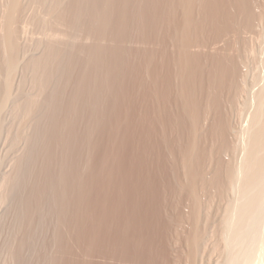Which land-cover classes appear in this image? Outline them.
I'll return each instance as SVG.
<instances>
[{"label": "rangeland", "instance_id": "obj_1", "mask_svg": "<svg viewBox=\"0 0 264 264\" xmlns=\"http://www.w3.org/2000/svg\"><path fill=\"white\" fill-rule=\"evenodd\" d=\"M4 1L5 0H0V6L3 9L5 7ZM253 1H255L259 6L264 5V0ZM24 2L25 3H23V5H25V7L27 5L28 9L25 8L26 10H23L25 14L22 13L23 15L21 14L18 18L19 20L23 16V21L19 20L20 22L17 21V25H15V31L17 30V34L15 32V37L18 38L16 41L19 42L20 47L24 46V48L22 47L24 50L22 49L23 55L20 54L22 58L20 59L21 65L15 74L16 76H13V78H16L13 79V86H15L13 89L15 92H18L21 88H26V93L28 92V94H34L33 85L31 83L32 76H28L30 72L25 71V66L28 62H30L31 57L41 54L43 49H36V46L40 41L42 42L46 38L43 34L44 32L42 31V28L32 21L36 15H40L42 9L40 12V6L33 4L30 0L27 2L24 0ZM199 2L194 3L190 9L191 11L189 12H185L186 7H183V9L179 7L178 10L180 15L178 14L177 17L180 19V23H183L181 28L184 27V30H182L185 31V34H183L184 36L187 35L186 33L190 34L189 36L192 37L190 42H193L192 46H189V52L193 56V62L191 60L190 64L184 68L185 71L182 70L183 73H188H185L184 75L186 79L182 80V78L178 76L180 73H172L173 70H176L177 72H180V70L178 67L173 66L170 59L158 55L156 60L154 59L155 63L152 61L154 63H152V68L154 66L158 72V76L161 74L158 80L159 83L154 86L160 92V95L156 98L154 95L152 97V89H154L152 84L154 69L152 70L153 72L149 69L146 71L148 65L145 50L151 49L160 52L161 50H158V45L152 46L142 44L146 36L152 32L158 23V20L155 21V16H152V18L149 17L151 24H145V28L143 27L145 25L140 26L138 24L133 29L130 38L126 41V44H123L122 46L117 44L119 35L117 36L115 33L112 34L110 32V24L108 22H104L103 20H99V27L105 25L109 31V34L106 35L105 39L101 37L100 33L98 37L96 30H92L86 31L83 34L81 33L82 38L79 37L81 40L79 41L78 39V42L75 41L76 44L72 41L70 44L73 46L71 51L73 48L78 51L77 47H80V45H83L86 50H90L88 47L93 46L99 38V41L102 40L99 43H102L106 49L110 48V50H114L117 46L124 47L125 49L129 48L130 50H126L128 52L127 54L131 55L132 58L137 57L139 60L138 63L142 65V69L139 74V80H130L128 76L132 78V74L128 75V79L126 77L127 80H125L126 82L129 80V82H125L126 84H124V87L119 92L114 91L113 95L110 89L107 90V88H104L105 86L101 87V83L99 84V90L103 89L104 99L106 98L104 104H107L108 101H110L109 104L114 102V97H116L117 94H119V96H117V99L114 102L115 104L113 103L115 106L112 110H106L108 108V106H106V109H104V112L102 113L103 115L101 114L100 116L99 114L98 121L94 124V126L96 125L95 132L91 134L90 137H86L83 133L85 129L84 123L76 126L74 129H71V132L76 133L77 137H79L81 141L87 139V143L86 145L82 143V148L78 146L79 148L77 151H70L72 155L70 154L69 157L73 159V163H75L74 166H80L82 169L84 168V175L82 177L84 184L82 186L83 195L81 199L77 200V198L73 196L72 199L69 200V207L66 211L65 221H61L62 219L60 220V218H56L57 216L55 218L53 216V219L50 216L51 218L46 217L47 220L44 217L43 221L41 220L40 223V221L37 222L39 218H36V214L26 211H24V213H27L28 217H26L23 213L25 217L22 215V218L24 219H21L20 213L21 210L23 212L24 209H21L22 206H19L21 204L16 206L19 203V200L14 198V200L17 201L16 203V201L12 198H6V190L3 187L5 183L4 181L14 176L16 165L19 161L17 158L20 159L19 157H21V154H24L27 146L26 141L21 140L16 144L17 147L15 146V149H12V144L17 138L15 136L18 135L17 132H21V127H23L22 125L24 122L22 124V121H24V119L21 120L22 116L15 118L16 115H13V113L15 114L14 100V103L11 101L6 106L1 114L2 126L4 127L0 135V264L225 263L226 253L223 252V242H221L220 239L222 222L226 214V208L228 206L235 207L237 205L238 198L240 196L238 191L240 184L236 185L234 190L231 189L229 192H226V189L221 193L219 189L214 187L215 185L213 186L211 181L215 179L214 176L219 175L218 172L215 174L219 168L218 166L235 165L234 167L238 166V168H240L244 163L243 160H245L244 158L246 156V152L243 148L246 142L249 141L248 136L250 134L249 132L253 121V115L258 107V94L264 84L261 80L263 79L262 77H264V27L260 28V32L258 31L257 34L252 33L253 35H251L249 33L251 28L244 25V29H249L248 32L243 29V24L241 23V26L239 25L240 28L237 26L239 29L235 28L236 30H241L240 33L237 34L238 36L232 35V30L230 31L228 28V17L230 16L229 14H231V17H235L238 21V17H241V8L239 5L242 4V0H205ZM257 5H252V11L257 10V8H254L259 7ZM192 8L196 9L192 10ZM3 9H0V11L2 10V13H4ZM34 9L38 10L39 13L37 14L35 12V14L34 11L36 10ZM257 12L258 10L255 11V13ZM43 14L44 13L42 12L41 15ZM2 17L3 16L1 15V24L3 23ZM26 17H29L28 20L31 19V17L32 19L28 22ZM188 18L190 19V22ZM242 18L243 17H241V19ZM229 19L231 18L229 17ZM241 19H239V21H241ZM243 20L244 19H242V21ZM190 24L192 26H190ZM166 27L169 35L171 27L167 26L164 22V29ZM42 35H44V38H42ZM189 36H186V38ZM257 36H259V38ZM166 42L169 43V40L166 39ZM73 43L76 47H74L75 45ZM169 48V51H173L171 43L169 44ZM29 51L31 53H29ZM30 54L34 55L31 56ZM72 54L73 57L70 58L72 59L71 64L69 60L70 66L68 68H70L71 65L73 67L66 70L68 72L65 71L63 73L61 71V83L65 85V91H63L65 99H72L75 97L78 100H82L83 93L80 91V88L78 90V85L80 83H83L86 87L85 89L89 93L91 91L92 94H96L97 90L92 83L90 84L88 78V81L86 80V82L82 80L83 78L81 77V73H88L89 77L93 78L94 72L90 66L91 64L88 63L89 60L87 61L89 65L85 63L87 60L85 55V57L83 55L79 57L78 55H74L77 54V52ZM128 55L124 58L126 60L128 59L127 61L131 60ZM227 55H232L235 59H237V61L243 62L242 67L239 69L242 73H247V83L245 86L247 89L246 94L242 97L243 99H238V94L236 92L235 95L230 92L231 90L229 89V84H227L228 79L222 72L225 70L217 67L218 64L216 60L223 58L222 61H224ZM77 56L79 58H77ZM241 57L243 59H241ZM197 61L202 62L199 63ZM249 61L251 64H258L259 66L257 65V68H260L257 69L255 67L256 65H254V69L252 71L248 70V68L245 67L247 66L245 63H248ZM130 63H128V65ZM138 63L135 62L134 65L137 64L136 66L138 67ZM169 63L172 64V67ZM250 63H248V65ZM196 64L199 66H196ZM98 67L99 74H103L106 71L105 64L99 63ZM129 67H131V64ZM187 67H189V69ZM79 77H81V79ZM185 82L187 87L185 85L186 91L183 93L188 95V99L190 101L189 107L193 104L192 108L188 110L190 111L188 113L185 112L188 107H186L187 109L183 108L181 100V89L184 86H182V84ZM212 82H216L215 84L218 83L217 86H213ZM126 85H128V87ZM200 86L203 89L202 91H199L198 89ZM117 89L118 88H116V90ZM196 91L198 92L197 94ZM195 102L196 104L198 103L197 107H195ZM237 103L238 105L236 106ZM233 105H235V108L232 107ZM194 107L197 110H195ZM238 109L241 110L239 111ZM235 110L237 111L236 114L234 112ZM195 112H197V115ZM185 113L188 115L185 116ZM193 119L196 120L194 121ZM116 121L120 123L119 126L122 124L120 128ZM115 124H117V126ZM232 128L234 129L235 134L229 132L230 129L233 130ZM224 129L229 130L228 132L225 131L222 135V131H224ZM195 130L199 136H197L199 138V142L196 141L199 144V148L194 147V152L192 149L191 153L194 154L191 155V158L193 156V163L198 164H195L196 169L194 167V170H196L197 173L193 174L199 175H195L199 177H196V179H194V176L191 178L189 174L187 176L185 168L182 166V157H184L183 153H185L187 149L189 150L191 145H195ZM27 131L26 136L31 135L29 134L30 131ZM244 133L246 138L243 136ZM223 138L230 144L237 143L236 145L239 146L238 149H236L237 152L235 151L233 154L231 152H226L224 154L221 153L223 150L221 151L219 149V151H217V147L221 144ZM10 141H12V143ZM46 141L47 139L45 138L40 140L43 146L42 148H45L49 152L48 156L50 155V158L54 157V160L49 158L50 161L52 160L53 166L50 161L46 164V166H48L47 173L50 178H52L51 176H54V173H56L57 178H53L58 179L59 173L57 168L59 165L60 170L63 164L60 165L57 163H61V160L64 159L65 151L64 149L63 151L59 150L60 148H63V146L58 148V146H61L60 142L56 143V141H53V144H48V141ZM54 142L56 144H54ZM191 142L194 144H191ZM44 150L43 152H45ZM52 153L56 155H53ZM240 153L241 155L244 153L245 156L243 155L240 157ZM61 154H63L64 157L60 159ZM42 158L43 157H40V160H38L39 162L36 161L37 164L33 166L36 172L37 170L41 171V166L43 164V166H45ZM57 158L60 162H57ZM218 158L222 164L218 163ZM236 158H238V160ZM240 158L242 162L239 161ZM69 159L70 158H68V160ZM62 161V163L65 162V160ZM238 163L240 164L238 165ZM49 165L51 170H49ZM54 165L56 166V169L54 168ZM221 171L222 169L220 172ZM185 174L189 181L185 179ZM223 174L224 173L222 171V175ZM204 175L206 177H204ZM201 177H204L206 182H204ZM221 179H223V177ZM193 180L201 182L198 184L196 183L197 185L195 184V195L191 193V190H188L189 186H186L191 182L195 183ZM186 181L189 183L187 182L186 184ZM27 183H29L26 185L28 189L26 190L22 188L24 191H20L24 193H29L31 191L29 189H32V187L30 188V186H32V182L30 183L29 181ZM203 183H205L204 186ZM57 190H60V187H57ZM78 190L79 189L76 188L75 194L78 193ZM197 191L199 193H196ZM24 193L23 195H25ZM25 196H30V193ZM123 197L126 200L123 199ZM193 203L195 205L198 203V206L200 204L199 207H201L202 210L201 213L199 211V214H201L199 217L202 221H195L193 213L195 209L199 210L200 208H195V205L193 207ZM16 213L18 216H16ZM263 216L264 210L260 219V231L264 230ZM16 217H19L21 220V225L19 219L17 220ZM24 220H26L27 223ZM27 220L32 221L28 223ZM36 223H38V226L35 225ZM196 223L197 228L195 225ZM39 224H41L40 228L43 230L42 233L40 231V234L42 235H39L40 237L38 239L37 235L39 232L37 235L35 234L36 237H34L35 235L33 236L34 240L36 238V240L33 241L35 243L31 242L33 244L26 242L29 243L27 244L28 250L26 248V250L29 251L28 254L24 247L23 249L25 251H21L20 248H22V244L20 243H22V239L23 241L24 238L28 240L27 236L29 235V232L32 230L34 233L36 232L34 229L39 231ZM28 225L31 227H27ZM33 225L34 229H31L33 228ZM27 229L30 230H28L29 232L27 231L28 235L26 236L27 233L25 234V232ZM25 241L23 245H26ZM30 244L35 245L36 249L34 246L32 247L33 249L31 247L29 248ZM33 251H35L34 254ZM18 252L22 254L20 255L21 257H19L21 258L20 261H17V257L19 255ZM17 253L18 255H15ZM23 256L29 258L28 260H24L25 263L22 261ZM25 257H23V259ZM255 259L253 261L254 264H260L261 260L263 262H261V264H264V252L259 256H255ZM21 261L22 263H20ZM26 261H29V263H26Z\"/></svg>", "mask_w": 264, "mask_h": 264}, {"label": "bare ground", "instance_id": "obj_2", "mask_svg": "<svg viewBox=\"0 0 264 264\" xmlns=\"http://www.w3.org/2000/svg\"><path fill=\"white\" fill-rule=\"evenodd\" d=\"M5 1H4V3H5L4 9L0 6L1 7L0 9H3V12H4V13H2V10L0 11L1 12L0 14L3 16L2 17V19H3L2 24H1V20H0V24H1V26H0L1 27L0 28V30H1V33H0L1 34L0 35V135H1V131L4 127V126H2V121H1L2 115L1 114L4 111V109L6 108V106L11 101L13 102V100H14L15 103L14 102L13 103L15 104L14 105L15 114L13 113V115H16V117L14 116L15 118H17L18 116L19 117L22 116L21 120L24 119V121H22V124H23V122H24V124L22 125L23 127L20 126L22 128L21 132L16 131L18 133V135L15 134L16 135L15 137H17V138L14 141V143L12 144V146H13L12 149H15L16 144L21 140L26 141L27 146H26V150H25L24 154L23 155L21 154V157H19L20 159L17 158V160H19V161L17 162L14 176H12V177H10L4 181L5 183H4L3 187L6 190V192H5L7 194L6 198L9 197L8 199L12 198L13 200H14V198H16L19 200V203L16 206L21 204L19 206L20 207L22 206L21 209H24L23 212L21 210V213H20L21 219H24V218H22V215L24 216V214L26 217H28V214L24 213V211H26V212H32L33 214H36L37 215V216L35 215L36 218L37 217L39 218L37 220V222L40 221V223H41V220L43 221L44 217L46 219V217H50V216L52 217V219H53V216H54V218L57 216L56 218H58V219L60 218V220L62 219L61 221H63V220L65 221L66 211L69 207V200L72 199L73 196L75 198H77V200L81 199V197L83 195L82 194V186L84 184V182L82 180V177L84 175V171H83L84 168L82 169V168H80V166L79 167L74 166L75 163H73V159L71 157H69L71 154L70 151H72V152L77 151L79 148L78 146L81 147L82 143L84 145H86V143H87V139H84L83 141H81V139H79V137H77L76 133L71 132V129H74L76 126L82 125L84 123L85 129H84L83 133L86 137H90L91 134H93L95 132L96 125L94 126V124L97 123L99 114L101 116V114L104 112V109H106V106H108V108L106 110H108V109L112 110L113 109V107L115 106V105H113V103L116 101L117 96H119V94H117V96L114 95V96H116V97H114L115 99L113 98L114 102L109 104L110 101H108L107 104L106 103L104 104V101L106 98L104 99L103 89L99 90L100 86L101 87L105 86L104 88H107V90L110 89V91L112 92V95H113L114 91L119 92L124 87V84L129 82V80L126 82L128 77L130 80H132V79L139 80L140 79L139 74H140V71L142 69V65L138 63L139 60L137 59V57L132 58L131 55L127 54L128 52L126 50L127 49L130 50L129 48L125 49L124 47H121V46L123 44H126L127 39L130 38L133 29L138 24L140 26L145 25L147 23L151 24L150 18H152V16H155V21L158 20V23H157L156 27L152 30V32H150L149 35H147L148 37L146 36V38L142 42V44H146V45H152V46L158 45V50H161V52L151 50V49H150L151 51L147 50V49L145 50L146 55H147V65H148L146 71L148 69L151 71L154 69V76L152 79L153 80V82H152L153 87L157 83H159L158 82L159 76H161V74L158 76V74H157L158 72L154 68V66L152 68V63H153L152 61H154V59L156 60L158 55L159 56L161 55V57H166L167 59H170L173 66L178 67L180 70V72L173 70L172 73H174V72H176L178 74L180 73V75H178V74H176V75L180 76L182 78V80L186 79V77L184 75H185V73L186 74H188V73L187 72L183 73V71H185L184 68L190 64L191 60L193 62V59H192L193 56L189 52V50H190L189 46L190 45L192 46L193 42L192 43L190 42V40L192 38L189 36L190 34L186 33L187 35L184 36V34H185V31H183L184 27L181 28L182 27L181 25L183 23L181 24L180 19H178V17H177L179 14L178 10H179V7H181L182 9H183V7L184 8L186 7L185 12H189V11H191L190 9L194 5V3H197L199 1H205V0H30V2H32L33 4L40 6L39 11L41 12V9H42V12L44 13L43 15H41V13H42L41 12L39 15L38 10L34 9V10H36V11H34V13L36 12L39 16L36 15V17L34 18V15L36 14L35 13L33 15L34 20H32V21L35 22L38 26H40V28H42V31L44 32L43 34L45 35V38H46L45 39L46 41L43 39L44 41H42V42L40 41L41 43L39 42V44L36 46V49H43L42 52L40 51L41 54H37L36 56L31 57L30 62H28V64L25 66V68H26L25 71L30 72L28 76L29 77L32 76V78H31L32 82L31 83L33 85L32 87L34 90V92H33L34 94H28V92L26 93L25 92L26 88L25 89L21 88L20 91L18 90V92H15L13 89L15 87V86H13V79H16V78H13V76H16L15 74L21 65L20 59H22V58H21L20 54H22V51L24 50L23 49L24 46L20 47L19 42L16 41L18 38L15 37V32L17 31V30L15 31V29H16L15 25H17V23H16L17 21L18 22L23 21V19H24L23 16H22L23 19L21 18L22 20L19 19L20 21L18 20V18H19V16H21L22 13L25 14L23 12V10L25 8H27V5H26V7H25V5H23V3H25L24 0H5ZM27 1H29V0H26V2ZM209 1H211V0H209ZM259 4H260V2H259ZM36 5H35V7H36ZM196 5H198V4H196ZM252 5H257V4L253 0H242V4L239 5V7L241 8L240 16L243 17L242 18V19H244L243 21H242L241 17L240 18L238 17V21H237V19L235 17H234L235 18L234 19L233 17H231V14H229L230 15L229 17L231 19H229V17H228V21H229L228 28L230 31L232 30V35H237L240 33L241 30L239 31V30H236L235 28H238L237 26H239L241 23L243 24V29H244V25L247 26L248 28H251L250 32L248 31L249 29H247V30L244 29V30L248 31L251 35H253L255 33L257 34L259 29L264 27V5L260 4L261 6L257 5L259 7H254V8H257V10H258L257 13H255V11H257V10H255V11L253 10L255 13V14L254 13L253 14L255 16L252 14V12H253L251 9ZM233 7H232V9H233ZM193 9H196V8H192V10ZM29 13H30V11H29ZM187 14H189V13H187ZM235 14H237V13H235ZM1 15H0V17H1ZM28 18H27V20H28ZM31 19H32V17H31ZM31 19H29V20H31ZM239 19H241V21H239ZM29 20H28V22H29ZM99 20H103L104 22H108L110 24V26H111L110 32L112 34L115 33V35L117 34V36L119 35L117 44H119L121 46H117L114 50H110V48L106 49V47L103 46L102 43H99L102 40L99 41L98 40L99 38H98L93 46L88 47V48H90V50H86V48H84L83 45L78 44V45H80V47L79 46L77 47L78 51L75 50V48H73V50L71 51V48L73 46L70 44L72 43V41H74V43L76 44L75 41L78 42V39L80 41L81 40L80 38H82V34L85 33L86 31L96 30L98 37H99V33H100V35L103 39L106 38V35L109 34V31L105 25L99 27ZM188 20L190 22L189 18H188ZM164 22H165V24H167V26L171 27L169 35L167 32L168 31L167 27L164 29ZM225 22H227V21H225ZM33 25H34V23H33ZM190 26H192V25L190 24ZM240 26H239V28H240ZM143 27L145 28L146 25ZM16 34H17V32H16ZM182 34H183V36H182ZM44 35H42L43 36L42 38H44ZM186 36H189V37L186 38ZM257 37L259 38V36H257ZM166 39L169 40V43L166 42ZM35 41H37V40H35ZM170 43L173 47V51H171V50L169 51V49H170L169 44ZM74 47H76V45ZM32 48H34V47H32ZM73 51L75 53L77 52V54H74L75 56L78 55L80 57L82 55L83 56L85 55L86 57L85 56L84 57L87 59L85 61V63H87V61L89 60L88 63L91 64L90 66L94 72L93 78L89 77L88 73H85V72L83 74L81 73V75H82L81 77L83 78L82 80L86 82V80L88 81V79H89L90 84L92 83L97 90L96 94H92L91 91L89 93L85 89L86 87L83 85V83H80L78 85V90L80 88V91L83 93V99L82 100L81 99L78 100L75 97H73L72 99L71 98L65 99L64 92H63V91H65L64 90L65 85H63V83H61V76H60V75H62L61 71L64 73L66 70L73 67L71 65V67L68 68L70 66L69 60H70V64H71L72 59H70V58L73 57V54H72V53H74ZM158 52H160V53H158ZM29 53H31V52L29 51ZM32 55H34V54H32ZM126 55H128V57L131 59V60H129L130 62L132 61L131 63L129 61H127L128 59L127 60L124 59L126 57ZM28 56H29V54H28ZM78 56H77V58H79ZM222 59L219 58L218 60H216L217 64H218L217 67L219 69H224L225 71H227V72H225V71H222V72L226 75V77L228 79L227 84H229V89L231 90L230 92L234 93V95L237 93L238 99L242 98L246 94V89H247L245 87L246 83H247V73L245 74V73H242L241 71H239L240 67H242L243 62L237 61V59H235V57H233L232 55H227V57H225L224 61H222ZM241 59H243V58L241 57ZM196 60H197V57H196ZM135 62L139 64L138 67L136 66L137 64L134 65ZM197 62L200 63L202 61H197ZM22 63H23V61H22ZM99 63L106 65V71L103 74L102 73L99 74V67H98ZM128 63L131 64V67H129L130 64L128 65ZM154 63H155V61H154ZM248 63H250V61ZM248 63H245V64H247V66H245V67H247L248 70H251V71L254 69V65H256L255 66L256 68L259 66L256 63L255 64L250 63L249 65H248ZM169 64H170V66L172 65L171 63H169ZM132 65H134V66H132ZM251 65H253V66H251ZM196 66H199V65L196 64ZM149 67H151V68H149ZM201 67H202V65H201ZM213 67H214V65H213ZM187 68L189 69V67H187ZM187 68H186V70H187ZM215 68H216V65H215ZM259 68H257V69H259ZM151 71H149V72H151ZM66 72H68V71H66ZM151 73H150V75H151ZM248 73H249V71H248ZM128 75H131L132 78H130V76H128ZM81 77H79V78L81 79ZM126 77H127V79H126ZM262 78L263 79H261V80L264 82V77H262ZM103 79H105V80H103ZM23 80H25V79H23ZM262 81H261V83H262ZM68 82H69V80H68ZM100 83H101V85L99 86ZM215 83L212 82V85L217 86L218 83L217 84H215ZM185 85H186V82L182 84L183 87L181 86L182 87V89H181L182 90L181 91V100H182L183 108L187 109L186 107H188L187 111H185L188 113V112H190L188 110L190 108H192L193 104H192V106L189 107L190 101L188 99V95H185L183 93L186 91L187 85H186V87H185ZM126 86L128 87V85H126ZM126 86H125V88H126ZM197 86H199V85H197ZM24 87H26V86H24ZM116 88H118V89L116 90ZM198 89H199V91L203 90L201 88V86ZM198 89H197V91H198ZM33 90H31V91H33ZM194 90H193V92H194ZM197 91H196V94L198 93ZM121 92H123V91H121ZM208 94H209V92H208ZM120 95H121V93H120ZM123 95H124V93H123ZM153 95L155 98L158 95H160V92L157 90L156 87H154V89H152V97H153ZM231 95H233V94H231ZM257 101H258V107H257V110L254 109L256 112H255V114L253 113L254 115H253L252 125H251V128L249 127L250 128V132H249L250 134L248 136L249 141L246 142V144L244 145V148L242 147L243 149H245L246 156L244 155V153L242 155L240 153V157H242L243 155L245 156V158L243 157L245 160H243V158H242L244 163L242 164L241 167L239 166L240 168H238L237 165H236L237 167H234L235 165L234 166H231V165H227V166L223 165L222 166L221 165L222 168H221V166H218L219 168L217 167L218 170L216 171L215 174H217V172H218L219 175L214 176L215 179L211 181L213 183V186L215 185L214 187L219 189V191L221 193L223 192V190H226V189L228 190V191L226 190V192H229L231 189L234 190L236 185L240 184L239 190H238L240 193V196H239V198L237 197L238 198L237 205L235 207L228 206L226 208V211H225L226 214H225V217L223 218V222H222V232L220 233V239H221V242H223L222 243L223 252L226 253V260L224 261L225 262L224 264H254L253 261L255 259V256H257V255L259 256L264 252V230L260 231V228H259V226L261 224L260 219H261V216H262V213L264 210V84L261 87V90L258 94V100ZM193 103H194V101H193ZM238 103L236 104V106L238 105ZM195 104H196V102H195ZM197 105H198V103L196 104L195 107H197ZM234 106L235 105H233L232 107H234ZM195 107H194V109H195ZM195 110H197V109H195ZM234 112L236 114L237 111L235 110ZM195 113L197 115V112H195ZM187 115L185 113V116H187ZM193 116H195V115H193ZM197 120H198V118H197ZM116 123L119 126L120 123L117 121H116ZM117 124H115V125L117 126ZM121 126H122V124H121ZM121 126H119V128ZM113 127H115V126H113ZM27 130L30 131L29 134H31V135L26 136ZM228 130L229 129H224V131H222V135L224 134L225 131L228 132ZM29 131H27V132H29ZM229 132L234 133V129L233 130L230 129ZM238 132H239V130H238ZM241 132H242V130H241ZM243 132H245V131H243ZM244 135H245V133L243 134V136ZM247 135H248V133H247ZM197 136L198 135H197V131H196L195 136H194L195 140L193 138L195 145L194 146L191 145V147H189L190 148L189 150L185 149L186 151H185V153H183L184 157H182V159H183L182 166H183V168H185V173L187 174V176L189 174V176L191 178H193V176H194V179H196V177L199 175H197V174H195L197 176L193 175L194 173H197V172H196V170H194L196 163H193V161H192L194 159V157L192 156V158H191V155H193L194 153H191V152H192V149H193V152L195 151L194 147L197 148L199 146V144L196 142L199 139L198 138L199 136L198 137ZM235 137H234V139H235ZM39 138H40V140L42 138L47 139L48 144H53L52 143L53 141H56V143L60 142L61 146H58V148L63 146V148H60L59 150L63 151V149H64L65 157L63 156V154H61V157L60 156L59 157H60V159L62 157H64V159H62V160H65V162L62 163L63 161L61 160V163H57L60 165L63 164L61 166L62 168L60 170H59V168H60L59 165L57 168L58 169L57 171L59 173L58 174L59 180L53 178V177L57 178L56 173H54L55 175L53 174L54 176H51L53 178V180H52V178H50V176L47 173L48 172L47 171L48 166H46V164L49 163V161H50L49 160L50 155L48 156L49 152L45 148H44L45 150L42 148L43 147L41 144L42 141L40 142ZM109 138H111V137H109ZM236 138H238V137H236ZM245 141H246V139H245ZM10 142L12 143V141H10ZM56 143L54 142V144H56ZM60 143H59V145H60ZM227 143L228 142L225 141L223 138L221 144L217 147L218 148L217 151H219V149H220L221 151L223 150L222 152L221 151L220 152L224 153V154L226 152H229V153L231 152L232 154L235 153L236 149H238V147H239L236 145L237 143L236 144H234V143L233 144H230V143L227 144ZM191 144H194V143L191 142ZM43 150L45 152H43ZM11 152H13V151H11ZM220 152H219V154L221 155ZM195 154H198V153H195ZM53 155H56V154H53ZM40 157H43L42 161L45 163V166H43L44 165L43 164L41 166V171L37 170V172H36L35 168L33 166H35V164H37L36 161L40 160ZM218 157H219V155H218ZM53 158H50V159L54 160ZM68 158H70V159L68 160ZM236 159L238 160V158H236ZM52 160L50 161L51 165H52ZM57 160H58V158H57ZM217 161H218V163H220L219 158L217 159ZM239 161H241V158ZM57 162H60V161L58 160ZM235 162H236V160H235ZM109 163H110V161H109ZM55 164H56V161H55ZM220 164H222V163H220ZM220 164H218V165H220ZM239 164L240 163H238V165ZM196 165H198V164H196ZM54 168L56 169V166ZM220 168L222 169L224 176L222 175V171L220 172V170H221ZM195 169H196V167H195ZM49 170H51L50 165H49ZM52 173H53V171H52ZM183 173H184V171H183ZM186 174H185V179H187ZM204 177H206V176L204 175ZM204 177L203 178L201 177V179H203V181L206 182L204 180ZM222 177H223V179H221ZM197 178H199V177H197ZM201 179H200V181H201ZM55 180H58V181H55ZM29 181H30V183L32 182V186H30V188L32 187V189H29V190H31L29 192L30 196H25L26 194L29 195V193L28 192L27 193L22 192V191H24V190H22V188L27 190L28 188L26 187V185L29 184V183H27ZM110 181H111V179H110ZM188 181H186V184ZM193 181L195 183H193V182L189 183L188 182L190 185L189 184L188 185L184 184V185L189 186L188 190H191V193H193L195 195V192H194V191H196L195 186L200 181L199 182H196V180H193ZM204 184L205 183H203V186H204ZM207 186H209V185H207ZM57 187H60V190H57ZM76 188L79 189L78 193L76 192L77 194H75ZM20 190H22V191H20ZM23 193L25 195H23ZM196 193H199V192L197 191ZM194 195H193V197L195 198ZM197 196H199V195H197ZM191 197H192V195H191ZM123 199H125V198L123 197ZM3 201H5V200H3ZM14 201H16V200H14ZM197 202H198V200H197ZM16 203H17V201H16ZM194 203H195V201H194ZM194 203H193V207L196 204V203L195 204ZM234 203H235V201H234ZM200 204H199V206H200ZM119 205H121V204H119ZM199 206H198V203H197V205H195V208L197 207L200 209L199 210L195 209V211L193 213V215L195 216L196 222H198V220L202 221V220H200V217H199V216H201V214H199V211L201 213L202 208ZM17 209H18V207H17ZM16 216H18V214ZM19 217H16V219L18 220ZM263 218H264V216H263ZM20 221L21 220L19 219V222ZM24 221L26 222V220H24ZM31 221L32 220H29L28 223H30ZM193 221H194V219H193ZM21 224L22 223L20 222V225ZM35 225L38 226V223H36ZM40 225L41 224H39V231L34 229V225L32 226L33 228H31V229H34V231H36L35 233L33 232V230L30 232L28 231L30 229L26 230L25 234L28 231L29 235H28V233L26 234V236L28 235L27 236L28 240H26L24 238V241L26 240L25 243L26 242L31 243V242L35 241L36 238L34 240V237H36L38 232H39V234L37 235V237L39 239V237H40L39 235H42V234H40V231H41V233L43 231V230H41ZM195 225L197 228V223ZM15 226H18V225H15ZM198 226H199V224H198ZM27 227L30 228L31 226L28 225ZM37 229H38V227H37ZM25 234H24V236H25ZM24 241L22 239V243H20V244H22V248H20L21 251L24 250L23 247L25 248V250H26V248L28 250L27 244H29V243H26V245L25 244L23 245ZM33 243H35V242H33ZM33 243H31V244H33ZM30 245H29V248L30 247L32 248L34 246L36 249L35 245H31V246ZM32 249H30V250H32ZM27 250H26V252L28 254L29 251H27ZM35 251H33V254ZM19 252H20V250H19ZM30 252H32V251H30ZM18 253L15 255H18ZM20 255H22V254L19 253V255L17 257L18 258L17 261H20V259H21V258H19V257H21ZM23 257H25V256H23ZM23 257H22V261H24L25 259H27V260L29 259L28 257H25L23 259ZM22 261L20 263H22ZM27 262L29 263V261H26V263ZM255 262H257V261H255ZM261 262H262V260H261ZM261 262H260V264H261ZM24 263H25V261H24Z\"/></svg>", "mask_w": 264, "mask_h": 264}]
</instances>
